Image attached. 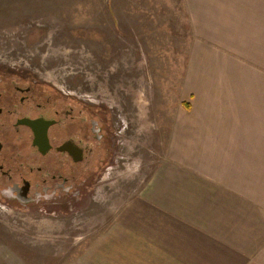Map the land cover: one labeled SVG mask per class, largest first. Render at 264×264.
<instances>
[{"label":"rangeland","instance_id":"rangeland-1","mask_svg":"<svg viewBox=\"0 0 264 264\" xmlns=\"http://www.w3.org/2000/svg\"><path fill=\"white\" fill-rule=\"evenodd\" d=\"M192 33L185 0H0V71L98 104L115 141L102 174L67 203L0 201V264L88 263L123 207L170 168L171 130L195 100Z\"/></svg>","mask_w":264,"mask_h":264},{"label":"crops","instance_id":"crops-1","mask_svg":"<svg viewBox=\"0 0 264 264\" xmlns=\"http://www.w3.org/2000/svg\"><path fill=\"white\" fill-rule=\"evenodd\" d=\"M185 1L195 100L171 130L170 168L84 264H264V0Z\"/></svg>","mask_w":264,"mask_h":264},{"label":"flooded vegetation","instance_id":"flooded-vegetation-1","mask_svg":"<svg viewBox=\"0 0 264 264\" xmlns=\"http://www.w3.org/2000/svg\"><path fill=\"white\" fill-rule=\"evenodd\" d=\"M24 73L0 71V201L30 210L74 198L115 141L98 104Z\"/></svg>","mask_w":264,"mask_h":264}]
</instances>
